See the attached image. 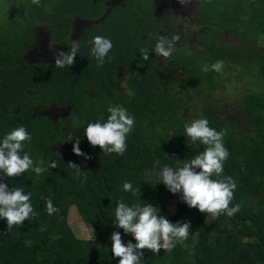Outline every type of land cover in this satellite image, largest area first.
I'll list each match as a JSON object with an SVG mask.
<instances>
[{
    "label": "trees",
    "instance_id": "1",
    "mask_svg": "<svg viewBox=\"0 0 264 264\" xmlns=\"http://www.w3.org/2000/svg\"><path fill=\"white\" fill-rule=\"evenodd\" d=\"M175 1L42 0L38 7L32 0H0V140L24 126L32 137L25 151L34 161L43 159L45 167L57 165L39 176L28 171L3 178L10 188L32 193L38 215L11 229L0 219V264H119L111 251L112 232L119 231L125 244L135 243L114 225L120 201L151 203L173 223L191 222L184 244L158 255L144 250L143 264H264V0H196L191 21L206 31L194 48H177L170 61L162 58L185 79L183 89L162 82L154 51L148 61L141 57L162 26L173 29L158 11ZM40 27L48 30L50 44L64 51L70 50L72 33L77 35L74 66L25 60ZM225 34L240 44L224 42ZM97 35L113 43V59L102 67L90 51L89 41ZM217 60L228 67L229 83L235 71L241 82L257 86L235 100L236 116L208 100L217 93L222 72L201 68ZM117 104L135 117L122 156L103 153L84 135L87 122H106L108 107ZM52 107L68 111L67 117L56 123L42 113ZM201 116L217 131L228 130L223 175L237 182L230 206L241 205L233 217L213 221L160 182L164 165L175 169L203 151L184 135L185 125ZM76 139L91 159L74 154ZM69 163L80 167L86 181L76 178ZM124 182L140 192H125ZM45 198L60 211L49 215ZM169 202L177 203L173 215L166 213ZM72 214L91 226L94 239L74 235Z\"/></svg>",
    "mask_w": 264,
    "mask_h": 264
},
{
    "label": "clouds",
    "instance_id": "2",
    "mask_svg": "<svg viewBox=\"0 0 264 264\" xmlns=\"http://www.w3.org/2000/svg\"><path fill=\"white\" fill-rule=\"evenodd\" d=\"M38 7L42 0H32ZM182 5H187L190 0H179ZM46 7V6H45ZM181 35L157 34L152 46L141 49V57L144 61L150 59L149 53L153 52L157 57L170 61L173 53L177 51V44ZM89 43L91 55L97 61V67H102L106 61L113 57L109 55L113 43L109 38L97 35ZM79 42L71 40L70 50L54 52L55 66L58 68H71L79 51ZM225 67L223 60H217L210 65L201 68L203 72L214 71L221 73ZM131 95V93H129ZM109 115L106 122H87L84 130L88 142L93 147L99 146L105 154L115 153L124 155L127 150V137L135 126V117L130 114L123 105H110L107 109ZM228 130L217 131L209 126L207 118L193 119L184 127V135L192 144L203 145V151L192 158L183 160L181 166L175 169L164 165L159 172L160 182L172 194H180L182 202L189 208H196L201 213H206L214 221L221 215L233 217L241 210L240 204L230 206L234 200L237 182L231 176H225L224 164L230 153L225 147L224 140ZM73 139L71 138L69 140ZM31 134L24 126H19L6 133L0 140V219L7 222L8 229L13 226H21L25 220L38 215L34 210L31 197L32 193H25L22 187L10 188L4 182V177H18L25 172H34L42 175L50 168H56L55 162L45 167L43 159L34 161L31 155L25 151L31 142ZM80 140L73 144V152L77 156H83L86 160L91 157L79 147ZM75 170L76 178L84 176L83 171L75 163H69ZM199 169V171H197ZM216 177V179H213ZM87 177L84 176L86 181ZM123 190L131 192L133 196L140 192L134 189L131 182H124ZM46 199V211L49 215L56 214L60 209L54 206L51 198ZM114 225L117 229H123L125 235L131 234L135 243L131 240L126 244L119 231L111 234L113 257L119 258V264H143L144 250L158 255L160 250L171 253L177 243L184 244L190 235V221L175 223L160 214L158 207L151 203H133L131 206L120 201L115 207Z\"/></svg>",
    "mask_w": 264,
    "mask_h": 264
},
{
    "label": "rangeland",
    "instance_id": "3",
    "mask_svg": "<svg viewBox=\"0 0 264 264\" xmlns=\"http://www.w3.org/2000/svg\"><path fill=\"white\" fill-rule=\"evenodd\" d=\"M197 8V1L190 0L187 5H182L179 0L172 4L163 3L160 7L158 14L165 16L167 23L174 25L173 29L175 33L181 35V40L177 44V48L184 47L186 50L194 48L197 44V38L203 35L206 29L204 27H196L191 21V16ZM171 30L167 26H162L159 29L161 35H169ZM48 30L46 28H37L36 44L28 49L25 60L29 63H51L54 62V52L62 50L61 47L51 45L48 39ZM77 35L72 33L69 41L76 40ZM224 42L230 45L238 46L240 43L237 38L230 35H223L221 37ZM260 46V43H259ZM156 61H159L158 72L159 76L164 83H171L180 89L184 88V78L176 70L172 69L168 62H163L161 57L155 56ZM163 62V63H162ZM228 67H225L222 71V80L218 85L217 93L210 94L208 100H211L214 104L219 106V109H224L228 114L237 115L240 111V107L236 105L235 100L242 97L244 93L256 90V85L249 86V82H241L234 71L233 81L229 83L227 81ZM195 110L199 108L195 107ZM48 116L54 122L67 117L68 111H61L55 107L42 112ZM61 150V149H58ZM177 211V203L169 202L166 206V213L173 215ZM69 226L74 235L81 239H94V231L90 225L85 224L77 214H72L69 220Z\"/></svg>",
    "mask_w": 264,
    "mask_h": 264
}]
</instances>
